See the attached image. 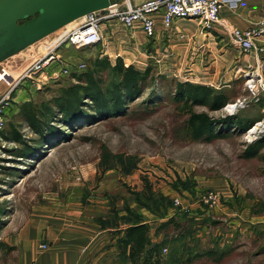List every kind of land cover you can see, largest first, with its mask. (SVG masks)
<instances>
[{
  "label": "rangeland",
  "instance_id": "1",
  "mask_svg": "<svg viewBox=\"0 0 264 264\" xmlns=\"http://www.w3.org/2000/svg\"><path fill=\"white\" fill-rule=\"evenodd\" d=\"M83 19L0 63V68L21 75L52 47L59 59L45 68L46 75L58 73L56 78L40 87L36 78L42 73L21 81L1 135L0 247L35 206H65L76 200L87 218L106 227L145 221L152 244H159L161 264H264V129L249 132L264 118L259 76L255 95L244 69H237L232 79H206L210 84L205 85L225 100L216 110L192 104L193 111L218 118L209 139L190 134L188 108L176 86L198 82L190 80L193 75L184 67L166 66L163 54L145 56V65L133 64L140 70L150 68L151 76L143 93L127 103L125 115L82 113L91 115L88 122L80 119V124L69 126L54 113L44 118L47 125L39 131L25 120L22 103L44 108L42 104L60 95L61 87L78 83L77 75L96 59L115 63L117 53L127 60L137 55L136 39H125L127 28L121 23L118 29L116 22H104L101 39L92 45L62 43ZM149 49L146 46V55ZM106 79L116 81L110 74ZM239 99L247 105L229 111L227 105ZM14 129L25 141L14 139ZM27 148L34 155L24 157ZM21 257L20 250L0 249V264H16ZM123 258L118 264H128Z\"/></svg>",
  "mask_w": 264,
  "mask_h": 264
},
{
  "label": "crops",
  "instance_id": "2",
  "mask_svg": "<svg viewBox=\"0 0 264 264\" xmlns=\"http://www.w3.org/2000/svg\"><path fill=\"white\" fill-rule=\"evenodd\" d=\"M115 1L125 8L127 1L136 6L147 0ZM220 1L222 21L209 28L202 27L199 19L179 18L171 29L160 25L153 37H148L139 23L125 29L122 34L125 39H136L134 51L137 55L132 54L133 59L127 60L117 53L115 58L121 56L126 65H145L146 58L163 54L167 58L166 66L174 65L181 68L179 70L184 67L188 75H193L191 81L203 84H210L206 79L214 80L219 76L229 75L232 79L237 69V73L244 69L264 77V52L242 53L228 33L229 27L249 29L256 26L264 18V0ZM114 22L121 30L123 26L119 20L107 21L108 24ZM78 26L74 25L71 31ZM146 46L151 48L149 55H146ZM75 201L65 206L37 205L31 210L18 231L12 232L7 242L2 241L8 245L4 246L7 251H22L16 264L34 260L39 264H118L124 260L120 239L127 226L106 227L101 221L95 222L86 217L81 203Z\"/></svg>",
  "mask_w": 264,
  "mask_h": 264
},
{
  "label": "trees",
  "instance_id": "3",
  "mask_svg": "<svg viewBox=\"0 0 264 264\" xmlns=\"http://www.w3.org/2000/svg\"><path fill=\"white\" fill-rule=\"evenodd\" d=\"M150 71V68L140 70L133 64L126 65L122 57H117L115 63L108 59L104 62L96 59L89 69L77 75L78 83L61 87L60 95L51 99L49 103L42 104L44 108H38L31 101H26L22 103L21 110L30 126L38 128L39 131L45 128V124L47 125L44 118L54 113L59 117L60 123L69 126L80 124V119H84L82 122H88L87 119L91 115L80 116L82 113L94 112L104 117L125 115L127 103L143 93L145 82L151 76ZM108 74L116 81L107 83ZM176 84L180 100L188 108L187 128L190 134L195 139L211 138L208 134L213 133V126L218 118L207 113L195 112L191 107L192 104L201 103L213 110L220 109L225 104L223 94L205 84L191 82ZM11 133L17 142L25 141L16 129ZM31 155H34V152L30 148L23 153L24 157ZM120 242L121 254L128 264L162 263L159 244H152L149 226L145 221L139 218L135 222L130 220ZM1 244L8 246L3 242Z\"/></svg>",
  "mask_w": 264,
  "mask_h": 264
},
{
  "label": "built area",
  "instance_id": "4",
  "mask_svg": "<svg viewBox=\"0 0 264 264\" xmlns=\"http://www.w3.org/2000/svg\"><path fill=\"white\" fill-rule=\"evenodd\" d=\"M221 6L222 2L220 0H147L136 6H132L127 1L125 8H122L121 4L114 0L110 7L85 15L82 23L70 31L61 41L76 48L92 45L102 37L101 25L112 19L119 20L126 28H131L139 23L148 37H153L160 25L165 29H171L174 22L179 18L199 19L202 27L209 28L214 24L221 23ZM104 11L105 13L99 15L100 12ZM228 33L232 39V43L242 53L264 52V44H260V42L264 41V18L256 26L249 29L229 27ZM257 38L261 39V41ZM57 61L59 59L54 54L52 47L50 52L44 57L35 60L21 75H13L6 67L0 68V139L8 120L10 108L15 101V91L21 81L31 79L42 73V76L36 78L37 84L40 87L41 84H45L47 81L58 76V73H54L53 75L45 74V68L47 69L48 64ZM84 67V64L79 65L81 69ZM65 72H67L66 69ZM256 75L259 76L257 77V81L264 90V77L257 73L248 72L247 84L254 95L258 90L255 80ZM231 104H233L231 106L234 109L233 111H236L240 107H245L247 102L239 99ZM258 123L259 128L256 129V132L259 129H264V118ZM257 124L253 125L249 132H252L251 130ZM26 264L39 263L34 260Z\"/></svg>",
  "mask_w": 264,
  "mask_h": 264
},
{
  "label": "water",
  "instance_id": "5",
  "mask_svg": "<svg viewBox=\"0 0 264 264\" xmlns=\"http://www.w3.org/2000/svg\"><path fill=\"white\" fill-rule=\"evenodd\" d=\"M114 0H0V63Z\"/></svg>",
  "mask_w": 264,
  "mask_h": 264
},
{
  "label": "bare ground",
  "instance_id": "6",
  "mask_svg": "<svg viewBox=\"0 0 264 264\" xmlns=\"http://www.w3.org/2000/svg\"><path fill=\"white\" fill-rule=\"evenodd\" d=\"M12 73V72H11ZM13 75H14V73H12ZM231 106H233V104H229L228 106H227V109L228 110H230V111H233L234 109H233V107H231ZM259 124V123H258ZM258 124L251 130L252 132L253 131H256V129H258L259 128V126H258Z\"/></svg>",
  "mask_w": 264,
  "mask_h": 264
}]
</instances>
